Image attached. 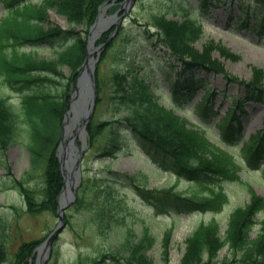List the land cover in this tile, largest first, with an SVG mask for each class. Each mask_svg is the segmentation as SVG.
Returning <instances> with one entry per match:
<instances>
[{"label": "trees", "instance_id": "trees-1", "mask_svg": "<svg viewBox=\"0 0 264 264\" xmlns=\"http://www.w3.org/2000/svg\"><path fill=\"white\" fill-rule=\"evenodd\" d=\"M0 1L6 8L0 19V74L12 87H34L21 95L17 105L10 103L7 97H0V151L4 153L15 143L19 133L24 131L27 135L25 145L30 168L25 172L24 179L16 181V187L25 200L28 214H54L57 210L58 195L63 188L57 155L62 120L69 107L75 78L87 53V31L77 32L76 27H90L98 16L99 8L105 5L111 4L110 7L115 12L119 8L120 0ZM204 1L200 0L197 6L203 7ZM235 7L236 27L249 25L255 30H264V0H236ZM48 8H54L66 18L69 26L67 30L44 24L45 11ZM152 22L156 32L150 33L151 27L146 26L144 33L147 40L151 41L156 36L153 48L165 50L171 57L176 58L179 64V67L173 70L169 67L159 69V75L169 86L172 103L168 107L159 103L158 79L148 71H114L109 80L113 88L110 99L125 114L119 122H96L93 118L85 129L89 150L95 148L108 130V135L101 141L97 150L111 160L123 148L122 135L127 133L159 168L171 172L177 179L184 178L193 185L208 182L212 177L218 180L238 179L241 170L239 165L225 150L213 143L216 135L206 134L207 127L201 124L210 120L211 111L204 104L195 103L199 104L196 114H200L201 122H194L176 111H188L183 101L187 94L198 93L204 101L216 95L211 91L206 79L212 74L227 73L222 62L213 57L214 52H218L225 60L237 61L239 57L226 49L220 41L209 40L200 50L195 48L194 43L203 32L201 21L196 17L185 16L182 21H172L163 14H156L152 16ZM113 30L102 34L96 45L105 43ZM54 39L63 41V45L52 59L35 58L32 51L26 52L24 49L25 45L32 48L36 44L52 42ZM112 45L113 41L101 53L100 64L107 57ZM62 67L71 69L66 85L57 81L64 77ZM96 68L98 76L100 67ZM251 71L249 81H239L244 87V100L264 104V70L252 67ZM228 78L237 80L232 76ZM55 85L60 86V89L54 88ZM97 89L99 93L102 90L99 78ZM231 105L228 114L214 124L217 136L227 140L239 139L247 163L251 167H257L258 160L264 158V128L248 139L240 138L239 117L233 112L235 109L241 112L243 107L238 100L231 102ZM232 120H235V126L232 125ZM109 173L113 177L117 175L130 181L136 180L118 172ZM262 174L264 175V172ZM35 177L39 178V182L29 187L28 182ZM84 181L83 176L74 205L81 204L79 193ZM136 187L144 199L156 200L157 207L164 206V212L167 211L166 207L180 214L195 211L213 212L228 201L224 192L215 190H212L210 197L197 199L196 194L183 198L182 193L175 192L172 188L155 192L147 191L139 184ZM101 189L105 203L102 202L103 207L98 208V216L105 218L110 211L109 205L115 202L116 197L110 185L106 184ZM249 192L251 201L245 207H237L230 213L223 236L219 233L221 227L215 220L203 222L193 230L184 240L185 247L179 264H227V259L215 262L218 252L226 246L232 255V264H264V199L255 195L250 188ZM108 227L111 228L110 224ZM253 231L258 233L251 239ZM170 234L171 229L166 230L161 242L163 264H167L169 260ZM41 242L37 240L23 243L13 255L11 264H35V256L31 261L30 258L34 248ZM153 242L154 238L147 230L137 237L129 228L119 246L109 245L107 251L102 254V259L113 260L119 264H154L147 256ZM6 260V247L0 239V264ZM90 262L95 263L96 260Z\"/></svg>", "mask_w": 264, "mask_h": 264}, {"label": "rangeland", "instance_id": "rangeland-1", "mask_svg": "<svg viewBox=\"0 0 264 264\" xmlns=\"http://www.w3.org/2000/svg\"><path fill=\"white\" fill-rule=\"evenodd\" d=\"M199 1L135 0L126 15H122V11L113 12L110 6L98 10L105 19L112 16L116 18L104 27L105 32L108 33L116 27L118 29L107 57L101 64L98 61L95 65L100 67L99 75L96 78L101 80L102 90L100 93L98 90L97 99L100 100L96 102L93 118L96 122H119L125 114L110 99L113 88H111L109 80L114 71L122 73L134 69L141 72L148 71L155 75L158 79V86H160L158 101L164 107H168L172 103L170 90L166 81L164 82L159 75V69L169 67L173 70L179 67V64L176 58L171 57L165 50H155L153 41L156 36L149 41L144 30H146V26H150V33L156 32L152 26V16L156 14H163L172 21H182L185 16L196 17L201 21V31L203 32L194 43L195 48L200 50L209 40L220 41L239 59L237 61L225 60L219 56L218 52H214L213 57L222 62L225 73H227V76L218 73L207 77L206 83L216 95L209 101H203L199 100L197 93L187 94L184 97V106L188 111L177 110V112L189 117L194 122H199L200 114H196L197 109H193L192 103L195 101L211 109L210 120L200 122L207 127L206 134L216 135L213 143L221 150H225L239 165L241 168L238 173L239 179L218 180L216 177H212L208 182L197 185L190 184L191 182L184 178L177 179L171 172L159 168L127 133L122 135L124 138L123 148L110 160L97 150L109 131L106 130L95 148L90 151L86 134L78 136L75 132V129L83 122L79 111L80 107L75 108V114L69 108L70 113L67 118L63 117L62 129L64 128L65 133L64 142H67L72 135H76L75 143L79 152L76 151L75 154L79 156L80 175L74 182L76 190L81 187L83 176L85 181L79 193L81 204L74 205V203L64 210L65 225L63 230L56 238L50 255L40 260L42 264H119L113 260L102 259V254L107 251L109 245L118 247L124 240L125 231L129 228L132 229L134 236L140 237L144 230L153 236L154 242L147 252V256L153 260L154 264H163L164 262L161 255V242L164 232L171 229L167 264H179L185 247L184 240L199 224L215 220L219 223L221 227L219 233L223 236L230 213L237 207H245L251 201L249 188L255 195L264 199V175L262 174L264 158L258 160L260 164L258 167H251L247 163L244 152L241 151L238 139L227 140L224 137H218L216 126H214L226 109L231 106V102L238 100L242 104L243 110L241 112L236 110L233 114L239 116L241 128L238 135L240 138L248 139L255 132L263 130L264 104L250 103L244 100V87L239 81L250 80L252 67L264 70V32L261 29L250 28L249 25L236 27V0H205L203 7L197 6ZM5 9L0 1V19ZM45 17L44 24L63 30L69 28L66 18L57 13L54 8L46 9ZM90 27L84 25L76 27L77 32L87 31L85 34L87 42L90 37L88 35ZM96 44L95 40L94 48L98 47ZM62 45L63 41L54 39L52 42L36 44L32 48L25 45L24 49L26 52L32 51L35 58L49 60L54 58L55 52ZM97 55H101V51L93 54L94 60ZM61 72L64 77L57 81L66 85L69 82L71 69L62 67ZM230 76L237 78L238 81L231 80L228 78ZM13 87L0 74V97H7L13 105L18 104L25 91L34 88L32 85L26 88H19L17 85ZM53 87L60 89V86L57 85ZM231 123L235 126V120H232ZM21 126L23 128V124ZM26 143L27 135L22 131L14 144L10 145L4 153L0 151V239L4 242L7 253V260L2 264H11L13 255L23 243L43 241L58 223L55 213L28 214L25 200L19 188L16 187V181L24 179L25 172L30 168ZM75 157L72 156L71 159H75ZM109 172H118L126 177L132 176L136 180L130 181L117 175L113 177ZM65 173H67V169H65ZM38 182L39 178L35 177L28 182V185L30 187ZM106 184L112 187L116 199L109 205L108 216L103 218L98 216L100 213L98 208L103 207L102 202L105 198L101 187ZM138 184L147 191L155 192L172 188L173 191L182 193L183 198L191 197L192 194H196L197 199L210 197L212 190H215L224 192L228 201L213 212L195 211L180 214L170 207H166L167 211L164 212V206L157 207L156 200H146L138 193L136 187ZM257 233L258 231H253L251 239L255 238ZM218 254L215 262L227 259L229 260L227 264H232L230 260L232 255L227 246L222 248ZM93 259L96 260L95 263L90 262ZM218 264H222V262Z\"/></svg>", "mask_w": 264, "mask_h": 264}, {"label": "water", "instance_id": "water-1", "mask_svg": "<svg viewBox=\"0 0 264 264\" xmlns=\"http://www.w3.org/2000/svg\"><path fill=\"white\" fill-rule=\"evenodd\" d=\"M135 0H123L120 6V10H124L127 12L128 9L133 5ZM103 15L99 14L98 18L96 19L95 23L89 30V34L92 36L88 43H87V58L82 65V70L80 71L77 80L75 82V91L70 97V110L75 111L76 107H80L79 111L81 114L82 124H80L76 128V134L79 132L84 135L85 127L91 122L92 116L95 112V105L97 102V89H96V78H95V65L99 61V57L94 60L93 54L96 52H100L102 49L106 47V45L110 42L113 38L114 34L116 33L117 29L111 34L108 42L102 45L100 48H94L93 43L94 41L100 36V34L104 31L101 27L103 26ZM115 18V17H112ZM99 27L98 32H94L95 29ZM69 112L65 114L66 118ZM62 137H61V146H60V156H59V165L61 170V175L63 176V190L60 193L59 197H62V200L58 203V210L56 212L57 219H59L58 224L54 227V230L44 239V242L39 245L34 251H37L36 262L37 264H41L40 260L42 258H46L51 253L52 245L55 242V238L60 234L63 230L65 225L63 213L66 207L71 205L76 198V186L74 181L77 180L79 175V164L78 159L79 156L74 154L75 151H78L76 145L74 143L75 135L67 142L64 143L65 133L64 128L62 129ZM76 156L75 159L72 161V165H70V158L72 156ZM72 167V168H71ZM65 169L68 170V173H65Z\"/></svg>", "mask_w": 264, "mask_h": 264}, {"label": "bare ground", "instance_id": "bare-ground-1", "mask_svg": "<svg viewBox=\"0 0 264 264\" xmlns=\"http://www.w3.org/2000/svg\"><path fill=\"white\" fill-rule=\"evenodd\" d=\"M103 19V22H102V24H103V26L104 25H109V22L111 21V20H109V19H104V18H102ZM103 26H101V27H103ZM105 27V26H104ZM98 30H99V27H97L96 29H95V31L94 32H98ZM79 135H80V132H79ZM74 136V135H73ZM81 136V135H80Z\"/></svg>", "mask_w": 264, "mask_h": 264}]
</instances>
